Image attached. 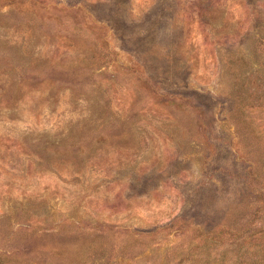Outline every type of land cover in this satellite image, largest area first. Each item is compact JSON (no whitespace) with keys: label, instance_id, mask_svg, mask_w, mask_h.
<instances>
[{"label":"rangeland","instance_id":"1","mask_svg":"<svg viewBox=\"0 0 264 264\" xmlns=\"http://www.w3.org/2000/svg\"><path fill=\"white\" fill-rule=\"evenodd\" d=\"M0 264H264V0H0Z\"/></svg>","mask_w":264,"mask_h":264}]
</instances>
